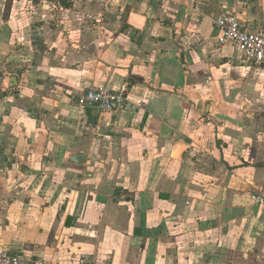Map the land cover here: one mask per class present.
Returning a JSON list of instances; mask_svg holds the SVG:
<instances>
[{
  "label": "crops",
  "instance_id": "crops-1",
  "mask_svg": "<svg viewBox=\"0 0 264 264\" xmlns=\"http://www.w3.org/2000/svg\"><path fill=\"white\" fill-rule=\"evenodd\" d=\"M88 2L27 48V71L4 72L0 250L54 264H264V207L251 200L264 187V70L214 27L233 14L264 32V0ZM122 86L120 110L78 103Z\"/></svg>",
  "mask_w": 264,
  "mask_h": 264
},
{
  "label": "rangeland",
  "instance_id": "rangeland-1",
  "mask_svg": "<svg viewBox=\"0 0 264 264\" xmlns=\"http://www.w3.org/2000/svg\"><path fill=\"white\" fill-rule=\"evenodd\" d=\"M66 2L72 4L71 9H59L57 0H39L38 3L31 0H0L1 72L19 76L27 71V55H30L27 48H40L47 32L57 30L59 26L66 28L65 21L56 22L59 13L69 11L88 14V0ZM105 7L104 4L95 6L97 14L104 11Z\"/></svg>",
  "mask_w": 264,
  "mask_h": 264
},
{
  "label": "built area",
  "instance_id": "built-area-1",
  "mask_svg": "<svg viewBox=\"0 0 264 264\" xmlns=\"http://www.w3.org/2000/svg\"><path fill=\"white\" fill-rule=\"evenodd\" d=\"M214 27L220 32V40L230 42L242 60L255 68L264 70V32L252 25L242 24L233 14H222L214 20ZM85 108H97L103 113H111L125 107L127 90L125 87H90L78 98ZM253 203L264 207V187L251 195ZM0 264H54L44 259L32 260L8 250H0Z\"/></svg>",
  "mask_w": 264,
  "mask_h": 264
},
{
  "label": "water",
  "instance_id": "water-1",
  "mask_svg": "<svg viewBox=\"0 0 264 264\" xmlns=\"http://www.w3.org/2000/svg\"><path fill=\"white\" fill-rule=\"evenodd\" d=\"M4 73L0 72V89L3 87L4 85ZM17 83L16 79L14 77L11 78V83L9 84V88H12L13 86H15ZM85 160V157L83 155H76V156H72L71 157V162L75 163V164H82Z\"/></svg>",
  "mask_w": 264,
  "mask_h": 264
},
{
  "label": "trees",
  "instance_id": "trees-1",
  "mask_svg": "<svg viewBox=\"0 0 264 264\" xmlns=\"http://www.w3.org/2000/svg\"><path fill=\"white\" fill-rule=\"evenodd\" d=\"M33 3H38L39 0H31ZM56 5L59 9L62 10H69L72 7V4L69 2H66V0H57Z\"/></svg>",
  "mask_w": 264,
  "mask_h": 264
}]
</instances>
